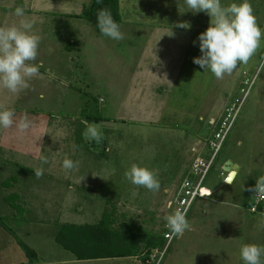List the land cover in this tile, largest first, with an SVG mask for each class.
I'll return each mask as SVG.
<instances>
[{
    "label": "rangeland",
    "instance_id": "obj_1",
    "mask_svg": "<svg viewBox=\"0 0 264 264\" xmlns=\"http://www.w3.org/2000/svg\"><path fill=\"white\" fill-rule=\"evenodd\" d=\"M46 1L36 8H49L53 0ZM91 2L63 0L58 5L67 6L75 15ZM249 3L264 30V0ZM51 14H43L40 25L33 24L32 32L42 37L35 63L48 64L58 57L56 68L61 83L46 79L41 84L33 83L32 92L20 91L22 96L11 98L4 91V99L0 97V110L15 112L12 127L0 126V184L11 177L18 179L11 189L0 185V214L5 218L13 215L4 202L11 193L20 195V204L26 209L24 219L6 218V225L38 255V264H156L155 252L149 262L137 258L77 261L55 243L54 236L59 224H97L107 209L116 210L118 227L127 224L161 231L163 217L170 213L165 209L169 197L163 188L173 178L175 163L185 161L187 150L197 139L212 136L215 129L210 118H220L226 108L241 99L248 80L253 82L250 92L205 182L214 194L194 203L187 218L190 229L174 240L157 263L244 264L240 257L242 243L264 246V227L259 226L264 210L252 215L248 211L250 192L244 190L254 187L256 178L264 175V35L247 64L238 62L231 74L217 79L210 70L193 63L201 56L198 36L208 28L209 21L191 20L190 30L183 35L184 48L177 49L184 59L165 73L172 78L163 91L167 108L154 117L153 123H146L143 119L136 121L138 117L128 110L131 75L137 72L140 44L146 41V35L136 34L137 40L132 43L136 46H132V34L125 25L124 39L116 41L97 34L82 18ZM139 19L147 25L156 20L151 14H138L134 22L140 23ZM173 20L168 18L166 22ZM82 28L85 31L80 33ZM65 29L73 32L72 40L79 38V52L75 51V42L71 48L61 49ZM71 50L75 52H67ZM47 68L39 69L56 80ZM147 68L153 74L163 73L159 65ZM227 100L222 109L220 105ZM88 115L103 118L100 122L89 121L102 132L101 143L84 136L82 121ZM25 116L31 126L21 132L17 124ZM41 156L47 159L46 164H41ZM66 157L78 162V167L65 170ZM228 161L241 166L234 184L224 179L223 164ZM133 163L156 174L161 185L158 192L136 187L125 179L124 172ZM38 167L44 169L40 178L34 174ZM67 172L72 175L70 184H64ZM50 174L61 176L58 185L49 184L51 178L55 179ZM29 260L15 237L0 226V264H29Z\"/></svg>",
    "mask_w": 264,
    "mask_h": 264
},
{
    "label": "clouds",
    "instance_id": "obj_2",
    "mask_svg": "<svg viewBox=\"0 0 264 264\" xmlns=\"http://www.w3.org/2000/svg\"><path fill=\"white\" fill-rule=\"evenodd\" d=\"M99 3L100 0H97ZM184 4L194 13L204 12L210 17L208 28L198 36L201 56L194 58L193 63L200 68L210 70L217 79H222L225 74H231L238 62L247 64L249 59L260 47L262 30L254 15V10L249 0L241 3L222 5L221 0H183ZM16 16L24 17V9L17 6ZM97 26L103 36L119 41L124 39L120 25L113 19L109 9L102 8L97 12ZM177 27L189 29V22L178 23ZM33 24L27 19H22L19 25L0 26V86L11 93H17L29 87L27 80L39 74L42 64H36L40 37L32 32ZM195 43V42H194ZM103 98H101L102 101ZM15 112L11 109L0 110V126L10 128L14 124ZM85 125L84 136L86 139L101 143L103 134L98 126L88 121H82ZM31 126L27 117L19 120L17 127L21 132ZM48 161L41 156V164ZM78 167V162L69 158L63 160L65 170H73ZM43 167L34 169L36 178L43 175ZM124 177L136 187H144L149 191L158 192L160 182L156 174L146 167L136 163L124 172ZM227 183L231 184L230 181ZM253 193L249 204L252 211L256 205L264 200V175L256 178L255 186L247 189ZM211 195V192L209 193ZM171 206V205H169ZM234 207H241L233 203ZM165 227L175 236H182L190 229L186 219V211L176 208L173 212L163 217ZM259 226L264 227V213L260 214ZM264 256V246L242 243L240 257L244 264H264L261 257Z\"/></svg>",
    "mask_w": 264,
    "mask_h": 264
},
{
    "label": "crops",
    "instance_id": "obj_3",
    "mask_svg": "<svg viewBox=\"0 0 264 264\" xmlns=\"http://www.w3.org/2000/svg\"><path fill=\"white\" fill-rule=\"evenodd\" d=\"M44 1L46 0H0V17L2 20L0 26H9L10 23L19 25L22 19H27L31 21L32 24L34 25H40L39 22L42 21L40 20V18L42 17L43 14H48V13H53L51 14L53 16L59 15L64 17H73V16L79 17L83 12L84 7H86L85 5H83V7L80 10V13L72 15L71 10H69L67 6L64 7L62 5H58V2L63 0H53L49 8L37 9L36 8L37 5L47 2ZM8 2H12V4H9V6H7ZM144 2L146 3L144 4ZM222 2H224L225 6H227L228 4H231L233 2L239 4L240 2H242V0H231V1L221 0V3ZM18 3H20V7L24 9L25 12L24 17H18L14 14L15 13L14 11L18 6ZM140 5H142L143 7ZM120 9L123 19V24L121 25L120 30L124 34L125 32L124 28L127 27L129 29L128 32L132 34V39H131L132 41H130V43L131 44L135 43L138 37L136 34L146 35V41L140 44L142 49V55L138 62L139 66L135 70L137 72L131 75V84L129 86L130 92L128 96L129 97L128 110L130 114L136 115V117H138V120L136 121L140 122V119H143L141 121H145L146 123H153L154 117L156 118V115L160 114L162 109L167 108V102H163L164 101L163 91L165 84H170L171 82L170 79L172 78L170 75H167L165 73H168L170 67L177 66L184 59L183 52H179L177 49L184 48L186 39L184 38L183 35L186 34L188 30H190V28L186 30L177 27V24L185 21L191 22V20L193 19H196L197 21L198 18L200 19L204 18L207 19V21H210L208 20L209 16L204 12H199V13L192 12L186 6V4H184L183 0H121ZM144 13L146 15L151 14L153 18H156V20L149 22V25L145 24L146 22L140 19H139L140 23L134 22V17L136 15L140 14L141 17H144L145 16ZM168 18H174L173 22L171 23L166 22ZM80 31H81L80 33H83L85 31V28H82ZM66 32L68 35H71L73 33L72 31H67V30ZM191 33H193V30H191ZM35 34L38 35L41 40L42 37L40 33H35ZM67 34L65 33L66 40H62V43H65V45L64 44L63 46L61 45L60 46L61 49L64 48L66 50V47L69 48L70 45L75 42L77 44L75 51L79 52L81 50L79 38L75 41L72 40L73 39L72 35L67 36ZM45 36L46 35L44 34L43 37ZM53 41L56 42L57 40L53 38ZM132 46H136V45L132 44ZM75 51L71 50L67 52L73 53ZM38 53H39V48H38ZM58 61L59 58L56 57L53 60L49 61L48 64L43 62L38 63V64H42L41 67H48L47 70L49 71V73L51 72L52 75L55 76L56 80L50 79L49 77H47L46 73H44L41 69H39L38 75L27 80L29 87L27 89H22V90H28V92H32L34 90L33 83L41 84L46 79L51 80L50 82L55 83L58 81V83H61V79L58 77L59 71L56 68V65H58ZM151 65H159L162 68L163 73L161 74L159 72L158 74H153L152 72H150L151 70L147 68ZM4 91L11 94V95H7L11 98L22 96L21 94L23 93V92L21 93L20 91L17 93H11L3 86H0V97H2L3 99H4ZM227 103L228 100L220 105L222 109H224ZM218 119L214 117L210 118L209 123L214 129L216 123L218 122ZM205 138L206 137H203L202 140L201 138L197 139L196 142H194L190 146V148L187 150V155H185V161L182 162L177 161L175 163V173L174 175H172L173 178L171 182L168 184L165 183L164 188L162 187L163 193L167 195V197H169V199L165 203L166 210L168 208V203L175 197L181 182L188 174L192 162L201 153L202 147L205 141L207 140ZM3 139H4V134H3ZM1 145L4 147V140H2ZM225 165L226 164L224 163L223 168L225 167ZM234 165H237L239 167V170H241L240 165H238L237 163H235ZM238 173L239 171L236 173V176L234 177L231 184H234V182L236 181L238 177ZM49 176L55 178L54 180L52 178L51 180H49V184H51L52 186H56L60 183V181L57 180V178L61 177L60 175L50 174ZM71 177L72 175L67 172L64 175L65 178L64 184L65 183L70 184ZM227 178H228V174H225L224 179ZM191 223H192V219H191Z\"/></svg>",
    "mask_w": 264,
    "mask_h": 264
},
{
    "label": "trees",
    "instance_id": "obj_4",
    "mask_svg": "<svg viewBox=\"0 0 264 264\" xmlns=\"http://www.w3.org/2000/svg\"><path fill=\"white\" fill-rule=\"evenodd\" d=\"M121 0H92L88 7H84L79 18L87 21L96 30L97 34L103 36L97 26V12L99 9L110 10L113 19L120 25L123 19L120 9ZM86 121L100 122L102 117L86 116ZM18 179L11 177L0 184L3 188L11 189ZM253 196L250 192L249 198ZM249 199V201H250ZM21 197L11 193L4 198L10 209L14 212L12 216L6 217L13 221L24 219L26 209L20 204ZM248 206H250L248 202ZM264 209V208H263ZM5 217L0 214V226L15 237L19 246L30 259L29 264H38V255L30 249L5 223ZM54 236L55 243L65 251L71 253L77 261L111 260L137 258L143 262H149L152 253L156 250L163 251L166 245L164 238V225L161 231H147L134 225L123 224L117 226L116 210L108 209L102 219L93 225L59 224ZM181 237V236H180ZM179 237V238H180ZM27 264V263H18ZM150 264V263H149Z\"/></svg>",
    "mask_w": 264,
    "mask_h": 264
},
{
    "label": "built area",
    "instance_id": "obj_5",
    "mask_svg": "<svg viewBox=\"0 0 264 264\" xmlns=\"http://www.w3.org/2000/svg\"><path fill=\"white\" fill-rule=\"evenodd\" d=\"M252 81H246L245 86L247 89H243L241 99H237L236 102L226 108L225 112L219 118L215 125V131L212 136L207 139L202 147L201 153L192 162L188 174L181 182L178 192L175 197L168 203L167 211L173 212L176 208H180L186 211V219L194 205L199 199H210L213 196V192L205 187L207 177L213 168L222 148L230 134L235 121L239 115V112L247 98L250 89L252 87ZM211 192V195L209 194ZM171 205V206H169ZM264 200L260 201L256 205V210L252 211L248 206V211L252 215H257L264 209ZM169 213V214H170ZM166 223V222H165ZM164 223V238L166 245L163 251L156 250L153 258L157 257V263H159L161 257L165 251L171 246L174 240L180 236H175L170 233V230L165 227ZM157 255H160L159 258ZM156 263V264H157Z\"/></svg>",
    "mask_w": 264,
    "mask_h": 264
},
{
    "label": "water",
    "instance_id": "obj_6",
    "mask_svg": "<svg viewBox=\"0 0 264 264\" xmlns=\"http://www.w3.org/2000/svg\"><path fill=\"white\" fill-rule=\"evenodd\" d=\"M223 170L226 174H228V178L226 180V183L228 181H230L232 183L234 177L236 176V173L239 171V167L237 165H234L232 162H228V163H226ZM227 184H229V183H227Z\"/></svg>",
    "mask_w": 264,
    "mask_h": 264
}]
</instances>
